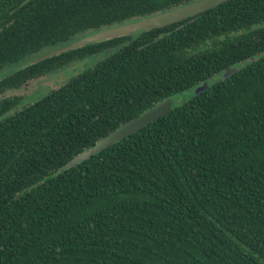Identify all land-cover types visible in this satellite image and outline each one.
Instances as JSON below:
<instances>
[{"label":"trees","instance_id":"16d2710c","mask_svg":"<svg viewBox=\"0 0 264 264\" xmlns=\"http://www.w3.org/2000/svg\"><path fill=\"white\" fill-rule=\"evenodd\" d=\"M192 1L0 0V69ZM101 52L31 104L0 98V264H264V0L27 63L0 96Z\"/></svg>","mask_w":264,"mask_h":264},{"label":"water","instance_id":"95a60500","mask_svg":"<svg viewBox=\"0 0 264 264\" xmlns=\"http://www.w3.org/2000/svg\"><path fill=\"white\" fill-rule=\"evenodd\" d=\"M227 1L229 0H194L190 3L175 7L162 13H157L146 18L133 20L120 25L95 31L83 35L66 45L45 52L30 61L29 64H33L59 54L81 48L88 44L98 43L119 37L130 36L137 32H147L153 29H159L170 24L180 22L184 19L195 16L202 12H205ZM235 72V68H225L221 74V79H225ZM208 81L211 82L212 79H209ZM206 89L207 84L203 82L192 90V94L198 95ZM172 103L173 102L170 99H165L153 105L151 108L138 115L135 119L130 120L129 122L121 125L113 132H111L108 136L96 142L92 147L88 148L78 156L74 157L65 165V167H70L76 164L78 161L88 158L90 155L104 149L107 146L112 145L115 142H118L119 140L130 135L131 133L166 115L168 112H170Z\"/></svg>","mask_w":264,"mask_h":264},{"label":"rangeland","instance_id":"374dc122","mask_svg":"<svg viewBox=\"0 0 264 264\" xmlns=\"http://www.w3.org/2000/svg\"><path fill=\"white\" fill-rule=\"evenodd\" d=\"M48 51L49 50L46 49L37 55H32L16 63L3 66L0 69V79L10 75L14 71L18 70L19 68H22L24 65H26L33 59ZM108 54H110V52H101L92 56L85 57L80 61L73 62L71 64H68L67 66L57 69L46 76L31 80L16 90H8L4 92L3 95L0 96V98L16 96L19 98V100L21 98L24 104H31L42 96H44L45 94H47L49 91L55 90L61 85H63L75 73H78L86 68L93 67L97 62L104 59ZM188 97V93H180L174 96L173 103L180 104L185 101Z\"/></svg>","mask_w":264,"mask_h":264}]
</instances>
